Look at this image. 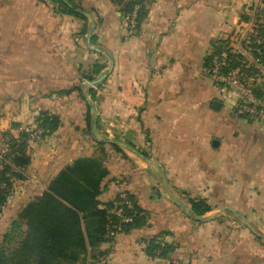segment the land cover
<instances>
[{
  "label": "crops",
  "instance_id": "crops-1",
  "mask_svg": "<svg viewBox=\"0 0 264 264\" xmlns=\"http://www.w3.org/2000/svg\"><path fill=\"white\" fill-rule=\"evenodd\" d=\"M73 1L86 18L53 0H0V142L35 125L42 110L60 118L53 133L28 139L30 163L0 210V234L61 168L100 157L108 175L127 181L143 216L87 255L106 251V264H264V125L238 114L204 74L263 1L148 0L132 35L123 2ZM102 74L94 85L86 78ZM75 86L81 92H60ZM255 92L264 103V74ZM113 193L109 184L98 199ZM191 200L208 210L195 214ZM158 233L169 258L140 244Z\"/></svg>",
  "mask_w": 264,
  "mask_h": 264
},
{
  "label": "trees",
  "instance_id": "trees-1",
  "mask_svg": "<svg viewBox=\"0 0 264 264\" xmlns=\"http://www.w3.org/2000/svg\"><path fill=\"white\" fill-rule=\"evenodd\" d=\"M53 1L59 4L61 12L86 18L84 9L76 5L73 0ZM118 1L123 2L121 7L123 16L139 2L138 0ZM147 1L140 6L136 22L139 16H143V7ZM222 48L224 45L215 51ZM210 57L211 55L208 57L207 66ZM99 71L100 68L95 73L98 74ZM86 78L90 81L94 80L92 76ZM72 91L81 92L80 86L60 92L66 94ZM89 93L93 96L91 89ZM90 108L91 105L88 104L85 117V130L88 133L91 131L92 122ZM35 121L43 129L40 136L53 133L60 124L59 116L47 110L40 111ZM3 135L8 136L6 133ZM8 137L7 141H4L8 148L4 157L8 163L0 171V207L5 204L6 197L11 192L13 181L24 178L23 171L30 163L26 151L29 139L27 135L21 132L17 138ZM98 143H107L113 146L116 152H120L118 147L109 141H98ZM120 156L124 157L121 152ZM107 175L108 170L100 157L77 158L61 168L46 185L42 194L34 197L21 208L11 221L9 231L3 233L0 243V264H77L84 260L99 243L111 242L118 232L130 231L137 227L143 211L138 208L130 194L127 181L121 176H116L117 174ZM106 176L107 179L104 181ZM116 180L125 181L127 197L135 211L133 221L128 224L121 223L118 229L113 227L117 225L118 219L110 212L114 202L119 199L118 192L114 188ZM109 184L113 186L114 193L108 201L102 203L98 196ZM190 204L197 215H202L208 210V206L202 200H191ZM109 229L115 231V234L108 235ZM160 235L163 236L161 233L148 235L140 241H146L143 248L152 257L169 258L172 248L167 243L158 255L155 253L159 248L155 237ZM103 254L108 257L109 253L98 252L95 255H87L86 258L95 260Z\"/></svg>",
  "mask_w": 264,
  "mask_h": 264
},
{
  "label": "built area",
  "instance_id": "built-area-1",
  "mask_svg": "<svg viewBox=\"0 0 264 264\" xmlns=\"http://www.w3.org/2000/svg\"><path fill=\"white\" fill-rule=\"evenodd\" d=\"M138 1L124 16L128 35L136 31L138 10L143 3H146V0ZM204 74L214 82L221 97L234 104L238 114L264 125V103L255 92V85L264 74V18L254 13L248 27L236 30L230 42L224 44V48L212 52ZM20 131L29 139L37 138L43 133V129L36 124L25 125ZM7 151V145L0 142V171L8 163L4 157ZM114 188L118 192L119 199L114 202L110 212L118 219L117 225L113 226L118 229L121 223L128 224L133 221L135 211L127 197L125 181H114ZM114 234L115 231L108 230V235ZM155 242L159 246L155 251L158 255L167 242L161 235L155 237ZM140 244L144 247L146 241H140ZM107 258V255L103 254L95 260L87 259L86 264H105Z\"/></svg>",
  "mask_w": 264,
  "mask_h": 264
},
{
  "label": "rangeland",
  "instance_id": "rangeland-1",
  "mask_svg": "<svg viewBox=\"0 0 264 264\" xmlns=\"http://www.w3.org/2000/svg\"><path fill=\"white\" fill-rule=\"evenodd\" d=\"M263 2V6L262 7H264V0H262ZM252 3H255V0L252 2ZM253 6H254V4H253ZM264 9V8H263ZM252 12V11H251ZM254 13V12H253ZM259 16H261V17H263L264 18V11H262V12H260V15ZM81 158V157H80ZM14 181H16V180H14ZM14 181H13V183H12V186H11V192L9 193V196L11 195V193H12V191H13V184H14ZM9 196H7L6 198H8ZM4 206V204L0 207V210H2V207ZM12 221V220H11ZM11 223V222H10ZM8 231H9V228H8ZM7 232V231H6ZM2 236H3V234H0V243H1V241H2Z\"/></svg>",
  "mask_w": 264,
  "mask_h": 264
},
{
  "label": "water",
  "instance_id": "water-1",
  "mask_svg": "<svg viewBox=\"0 0 264 264\" xmlns=\"http://www.w3.org/2000/svg\"><path fill=\"white\" fill-rule=\"evenodd\" d=\"M104 77H105V74H102V75H100L98 78H96V79H94V80H91L89 83H90V85H94V84H96L97 82H99L101 79H103ZM215 106H217L216 103H215ZM110 141L113 142V140H110Z\"/></svg>",
  "mask_w": 264,
  "mask_h": 264
}]
</instances>
